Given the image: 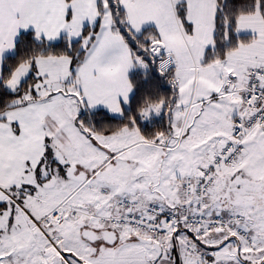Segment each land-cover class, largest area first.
I'll return each instance as SVG.
<instances>
[{"label":"snow or ice","instance_id":"obj_1","mask_svg":"<svg viewBox=\"0 0 264 264\" xmlns=\"http://www.w3.org/2000/svg\"><path fill=\"white\" fill-rule=\"evenodd\" d=\"M0 264H264V0H0Z\"/></svg>","mask_w":264,"mask_h":264}]
</instances>
